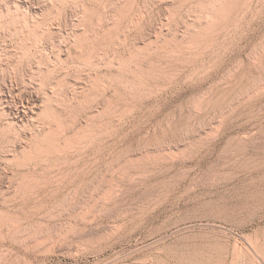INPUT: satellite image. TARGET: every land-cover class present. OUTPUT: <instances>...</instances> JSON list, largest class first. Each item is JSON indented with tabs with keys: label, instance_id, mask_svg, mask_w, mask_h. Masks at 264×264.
<instances>
[{
	"label": "rangeland",
	"instance_id": "374dc122",
	"mask_svg": "<svg viewBox=\"0 0 264 264\" xmlns=\"http://www.w3.org/2000/svg\"><path fill=\"white\" fill-rule=\"evenodd\" d=\"M192 217L264 264V0H0V264H177Z\"/></svg>",
	"mask_w": 264,
	"mask_h": 264
},
{
	"label": "bare ground",
	"instance_id": "6f19581e",
	"mask_svg": "<svg viewBox=\"0 0 264 264\" xmlns=\"http://www.w3.org/2000/svg\"><path fill=\"white\" fill-rule=\"evenodd\" d=\"M81 15V14H80ZM90 19V18H89ZM86 23V22H85ZM36 24V23H35ZM46 25V24H45ZM50 28V27H49ZM42 32V31H41ZM91 34V33H90ZM53 64V63H52ZM50 65V64H49ZM42 67V66H41ZM33 80V79H32ZM34 82V81H33ZM51 82V81H50ZM24 83V82H23ZM25 85V84H24ZM48 91V90H47ZM56 96V95H55ZM56 98V97H55ZM30 114V113H29ZM91 117V116H89ZM92 119V118H91ZM60 136V135H59ZM160 143V142H159ZM151 145V144H149ZM163 145V144H162ZM153 146V145H152ZM159 146V145H158ZM154 148V147H153ZM163 148V147H162ZM162 151V150H161ZM146 153V152H144ZM159 153V152H158ZM163 153V152H162ZM55 155V154H54ZM153 156V155H152ZM156 156V155H155ZM188 156V155H187ZM149 157V156H148ZM157 157V156H156ZM155 157V158H156ZM191 157V156H190ZM139 158V157H138ZM147 158V157H146ZM164 158V157H163ZM176 158V157H175ZM174 158V159H175ZM187 158V157H186ZM192 159V158H191ZM128 160V158H127ZM172 160V159H171ZM181 160V159H180ZM197 160V159H196ZM166 161V160H165ZM141 162V161H140ZM156 162V161H155ZM173 162V161H172ZM125 163V162H124ZM127 163V162H126ZM132 164V163H131ZM152 164V163H151ZM180 165V164H179ZM153 166V165H152ZM142 167V166H141ZM158 167V166H157ZM140 168V167H139ZM127 169V168H126ZM165 169V168H164ZM167 169V168H166ZM169 169V168H168ZM167 169V170H168ZM137 170V169H135ZM30 173V172H29ZM167 173V172H166ZM26 174V173H25ZM140 177V176H139ZM145 177V176H144ZM171 177V176H170ZM123 179V178H122ZM168 179V178H167ZM155 182V181H154ZM207 219V218H206ZM209 220V219H208ZM174 223L170 226L171 227H174L177 229V232H184L185 233V237H186V243H187V247L188 249L191 247L195 248L196 250H194V257L192 255H190V253L188 254V249H187V253L188 256L187 258L189 257L191 260L195 259L194 262L189 260V261H186V258L183 257L182 255V252L179 256L176 252V250L174 252H176L174 254V261L177 263V264H186L187 262H191L190 264H211V262H213V259H212V256H213V253H215L214 251L217 249V246L218 244L220 243L218 239L219 236L216 235L215 231L212 230L209 224L211 223H207V222H204L203 219L201 218H191V219H177L176 221H173ZM214 222V221H213ZM213 225V224H212ZM169 226V225H168ZM214 226H216L214 224ZM173 228V229H174ZM169 229V228H168ZM172 229V228H171ZM170 230V229H169ZM173 231H176V230H173ZM219 232V231H218ZM217 232V233H218ZM180 234V233H179ZM220 235V234H219ZM182 236V235H181ZM184 236V235H183ZM220 246V245H219ZM184 248V247H183ZM35 250V249H34ZM190 250V249H189ZM173 251H171L173 253ZM179 252V250H177ZM191 251V250H190ZM250 251V250H249ZM179 252V253H180ZM191 252V254L193 253ZM162 253V252H161ZM171 253V254H172ZM164 254V253H163ZM167 254V253H166ZM170 254V253H169ZM185 254V255H186ZM157 255V254H156ZM235 255V254H234ZM165 256V255H164ZM170 256V255H169ZM169 256H166L167 257V260L165 259V261L167 262V264H169V262H171V259L173 258H169ZM158 257V255H157ZM214 257V256H213ZM161 258V257H160ZM147 259V257H146ZM150 259V258H149ZM144 260V259H143ZM155 260V259H154ZM163 260V259H162ZM161 260V261H162ZM188 260V259H187ZM150 261H152L150 259ZM156 261V260H155ZM157 261H160L157 260ZM154 262V261H152ZM151 262V263H152ZM140 263V262H139ZM156 263V262H155ZM158 263V262H157ZM173 263V261H172ZM215 263V262H214ZM162 264H165V262ZM231 264V263H230Z\"/></svg>",
	"mask_w": 264,
	"mask_h": 264
}]
</instances>
